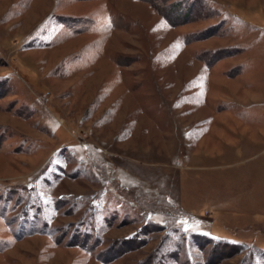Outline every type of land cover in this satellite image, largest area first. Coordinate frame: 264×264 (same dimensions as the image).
<instances>
[{
  "label": "rangeland",
  "instance_id": "rangeland-1",
  "mask_svg": "<svg viewBox=\"0 0 264 264\" xmlns=\"http://www.w3.org/2000/svg\"><path fill=\"white\" fill-rule=\"evenodd\" d=\"M0 264H264V0H0Z\"/></svg>",
  "mask_w": 264,
  "mask_h": 264
}]
</instances>
